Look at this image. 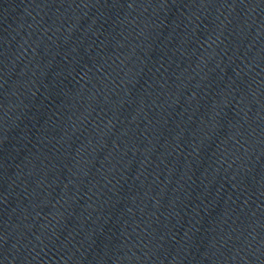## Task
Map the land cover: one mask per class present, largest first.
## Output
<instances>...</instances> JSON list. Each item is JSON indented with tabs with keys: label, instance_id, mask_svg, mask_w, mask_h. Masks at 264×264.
<instances>
[{
	"label": "water",
	"instance_id": "95a60500",
	"mask_svg": "<svg viewBox=\"0 0 264 264\" xmlns=\"http://www.w3.org/2000/svg\"><path fill=\"white\" fill-rule=\"evenodd\" d=\"M264 0H0V264H262Z\"/></svg>",
	"mask_w": 264,
	"mask_h": 264
}]
</instances>
